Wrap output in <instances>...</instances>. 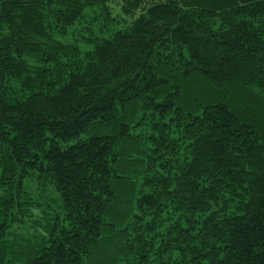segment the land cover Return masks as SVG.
Masks as SVG:
<instances>
[{"label": "trees", "instance_id": "1", "mask_svg": "<svg viewBox=\"0 0 264 264\" xmlns=\"http://www.w3.org/2000/svg\"><path fill=\"white\" fill-rule=\"evenodd\" d=\"M109 1L0 0V131L12 135L0 136V167L12 190L29 173L51 183L63 210L43 247L24 262L11 252L10 264H91L102 254L117 264L144 241L148 216L168 205L198 229L189 238L175 226L165 251L180 263L160 264H264V0H118L137 16L79 62L54 35ZM168 48L196 70L153 65ZM11 80L22 100L7 96ZM205 88L209 97L199 95ZM169 112L181 118L182 137H152L146 154L144 133L134 131ZM13 202L10 192L0 205L8 212ZM228 203L237 211L222 214Z\"/></svg>", "mask_w": 264, "mask_h": 264}, {"label": "rangeland", "instance_id": "2", "mask_svg": "<svg viewBox=\"0 0 264 264\" xmlns=\"http://www.w3.org/2000/svg\"><path fill=\"white\" fill-rule=\"evenodd\" d=\"M128 15L129 14L125 13L124 6L121 2L118 0H111L107 4L101 6L86 8L82 18L76 24L66 29L64 35H61L62 37H59L60 35L57 34L54 35V37L66 46L75 49L78 52L77 59L81 62L84 60L85 53L91 51L92 43H97L104 38H110L114 32L124 29L135 19L137 13L131 16ZM160 50L155 52L153 65L162 61L163 63L171 65V67H176L174 72L181 76H184V74L190 75L196 70L195 67L187 62L186 55L181 49L168 48L167 50ZM28 62L30 66L38 65L35 60H29ZM47 66L52 69L54 63L48 64ZM171 71H173V68H171ZM8 84L9 86H7L8 88L5 89V91L9 99L12 101L13 99L22 100L26 95L22 85L13 80L8 82ZM54 84L56 90L58 81L55 80ZM175 88L176 87L172 86L170 92L174 91V94H178V90ZM207 90L208 88H205V90L202 89L199 95H206L209 97ZM169 96H171V94H169ZM169 96L167 99L168 103L171 104L172 96ZM143 113H145L146 118L147 112ZM169 113L168 118L163 121L148 117L152 120L150 125L146 127L147 123L144 122V126L140 128L141 130L138 128L134 131L138 136L144 133V136H141L143 138V150L146 154L153 155V146L151 144L152 137H156L155 139H165L170 143L182 137L181 133L184 127L181 123V118L171 112ZM195 113L199 116L201 115V110L197 108ZM140 115L141 112L139 113V116ZM152 125L170 126V131L168 133L163 132L159 135L156 130L152 128ZM0 136L12 138L11 134L4 131H0ZM74 142L73 140L67 144H73ZM4 148L10 149L8 142L1 143V149ZM178 150L179 153H181L178 157L180 158L178 162L182 165L184 161L182 153L185 147L179 142ZM10 165L11 164L8 163L7 166L10 167ZM172 171L174 172V168ZM172 171L166 173L162 171L160 175L164 178ZM8 173L9 172H5L4 166L0 167V202L5 194L10 192L14 198V202L9 206L10 210L8 212H6V206L0 205V241L2 244L4 243L3 248L5 253L3 257H0L1 259L4 258V260H0V264H10L13 258H16L12 256L11 252L19 257L25 255L22 262H24L28 253L38 252L47 241L46 229L48 223H51L55 218L61 220L63 217L62 203L51 183H39L36 179L37 175L35 173H29L26 178L23 177L21 179L17 186L18 188L12 190L8 184ZM137 184L140 186L141 180H138ZM236 207H238L236 203H228L226 207H223L222 214L229 215L234 213L237 211ZM146 222L151 229L144 235V241L134 245V255L128 253V256L122 258L117 264H160L161 262L166 263L170 261L180 263V257L177 252L171 253L169 249L165 251L167 246L165 236L176 226L180 230L186 232L190 231L188 237L191 238L194 236L193 231H196L198 227L193 225L187 228L179 214L175 213V210L170 205L163 209L159 218L148 216ZM104 237L106 238V236ZM158 257H161L159 262ZM16 261L18 262L17 258L13 262ZM91 264H106L105 255H98Z\"/></svg>", "mask_w": 264, "mask_h": 264}]
</instances>
